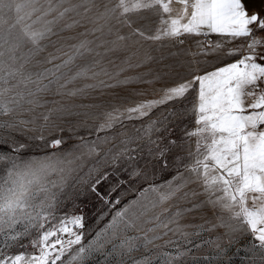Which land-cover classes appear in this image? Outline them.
<instances>
[{"label": "snow or ice", "instance_id": "snow-or-ice-1", "mask_svg": "<svg viewBox=\"0 0 264 264\" xmlns=\"http://www.w3.org/2000/svg\"><path fill=\"white\" fill-rule=\"evenodd\" d=\"M133 17L140 21L155 17L159 23L152 32L133 27ZM77 27L84 30L61 35ZM125 27L130 29L127 34L121 33ZM256 32L264 33V16L249 13L243 0H0V117H13L0 120V130L14 131L35 125L39 119L43 129L54 116L81 115L73 111V98L92 91L103 95L114 87L112 81L123 69L112 71L116 57L106 58L128 41L140 44L210 34L227 41H248L224 53V57H234L243 51L239 59L225 62L221 57L222 66L198 70L202 74L189 67L186 71L191 79L178 74V82L161 89L157 99L112 103L98 112L83 113L93 123L85 120L75 125L88 134L76 137L77 143L69 148H64L68 140L62 138L28 137L40 142L35 145L37 150H46L36 156L29 144L0 139V239L4 241L0 264H175L191 249L185 245L181 250L177 240L169 239L165 245H175V253L155 251L165 246L155 242L172 233L191 244L190 234L184 231L190 225L179 221L202 205L219 207L230 215L227 220L218 217L210 228L194 226L199 229L194 235L224 228L229 244L251 235L256 243L248 264H264V52L258 51L264 49V35ZM89 35L93 38L88 39ZM53 36L57 39L52 40ZM198 44L204 56L223 49L219 42ZM209 46L212 53L206 50ZM49 47L52 52H46ZM78 81L85 82L77 87ZM115 82L128 84L129 80ZM193 91L195 103L190 105ZM48 95L66 97L69 102L49 100ZM167 105L172 107L153 118L156 110ZM40 108L46 110L31 115ZM23 113L30 118H17ZM189 115L194 117V128L184 123ZM177 129L180 135L173 137ZM88 161L95 163L88 166ZM108 161L113 165L123 161L130 180L148 182L149 168L155 172L157 167L160 171L172 168L177 177L160 185L148 182L136 199L121 207V197L112 199L118 186L107 191L100 187L109 173L100 175L97 165ZM184 172L195 176L200 192L185 191L192 181L184 179ZM127 182L121 180L120 185ZM84 188L102 204L97 222L111 217L87 243L85 215L74 208L68 210ZM180 194L192 200L190 207L156 211ZM201 195L205 199L197 202ZM221 238L217 236L216 241ZM21 240L28 242L21 244ZM13 247L24 250H5ZM29 247L31 253L26 251ZM215 248L206 260L215 261L227 252L218 243ZM256 249L260 250L258 258ZM141 250L142 255H133ZM226 264H231V258Z\"/></svg>", "mask_w": 264, "mask_h": 264}, {"label": "rangeland", "instance_id": "rangeland-1", "mask_svg": "<svg viewBox=\"0 0 264 264\" xmlns=\"http://www.w3.org/2000/svg\"><path fill=\"white\" fill-rule=\"evenodd\" d=\"M248 8V12H257L261 16H264V0H243ZM174 8L179 7L178 4L173 5ZM142 15L151 17L150 13H143ZM136 21L133 27H143L146 30L150 29L152 32H155L156 27L158 26V19L152 17L149 20L140 21L136 17L132 18ZM84 27H92L91 24H85ZM84 28L77 27L76 29L70 32H64L62 36L75 35L78 32H82ZM130 31L129 28L125 27L121 29V33L127 34ZM257 36L264 35L262 32H256ZM99 35V33H96ZM83 37H81L82 39ZM88 39L93 37L89 35ZM112 39V37H108ZM52 40H56L57 37L53 36ZM183 40L181 44L179 41ZM76 41H68V43H75ZM198 42H202L203 45H214L216 43L223 44V49L215 54L204 56L201 54V45ZM248 41L245 38H237L235 40L227 41L226 38L221 37L217 34H210L208 41L204 42L202 36L196 35H183L179 39H163L160 41H142L140 44L133 43L128 41L124 44H121L119 49L107 57L106 59H111L113 56L116 57V65L111 66L112 71H118L123 69L118 77H116L112 83L113 88L105 90L103 95L99 91H92L88 95L80 96L73 98V104L75 107L73 111L81 113L78 116L71 117H56L52 118V123L48 126L41 129L40 124L43 123L42 119L37 120L35 125L29 124L27 127H20L16 130L3 129L0 130V139L11 141L17 140L21 143H26L32 146V154L36 156H42L45 154L43 148L37 150L35 145L40 143L39 141L29 140L28 137H34L43 135L46 139H56L62 138L68 140V144L64 145V148H69L77 143L76 137L87 135V130L83 128L76 129L75 125L79 123H84L87 120L88 124H92L93 121L89 117H85L83 113L89 112H98L102 108L107 107L112 103H128L131 101H139L143 99H157L162 95L161 89H165L171 86H174L178 82L179 77H184L186 79H191L187 74V69L190 67L193 70H196V74H202V71L198 70H213L214 67L222 66L221 57H224V53L228 49L239 48L240 46L246 44ZM102 51V49H100ZM209 53H212V48L209 46L206 49ZM53 48L49 47L46 52H52ZM258 51L264 52V49H258ZM46 54V53H45ZM244 55V52L234 57H224L225 62H231L232 60L239 59L240 56ZM148 57H151L149 59ZM181 65L184 68H181ZM127 78L129 80L128 84H117L116 79L123 80ZM141 79L148 81V83H142ZM85 81L76 82V86L79 87ZM91 83V81H86ZM198 89V85L196 86ZM143 92L144 95L137 96L134 93ZM196 91L190 93L188 98V103L191 105L195 103ZM49 100H59L61 103L67 104L68 98H61L59 96L48 95L46 97ZM25 107H28L25 105ZM47 107H55V105L49 104ZM172 105L162 106L155 111L153 118L160 115L166 111V108H171ZM45 108L37 109L36 113L31 115H37L38 113L44 112ZM12 116L0 117V120H11ZM17 118H30V114L23 113L18 114ZM190 121H192L190 123ZM185 124L189 125V128H194V117L189 115L188 120L184 121ZM73 127V131H69V127ZM35 129V131L31 130ZM180 131L177 129L176 132L172 133L173 137L179 136ZM192 146L194 148L195 138L192 140ZM186 163H191V161H185ZM95 161H88V166L94 164ZM141 165L144 161H140ZM100 170V175L105 171L109 173L108 179L105 180L101 185V190L107 191L111 186H118V190L114 193L112 199L116 197L122 198L121 207L123 204L128 203L131 200L137 198L143 188L148 187V182H155L156 184H165L168 181L173 180V177H177V172L170 168L167 171H160L159 167L156 168L155 172L151 168L148 170V182L144 178L138 180H130L126 171L124 170L123 161L117 162L116 165H113L111 161L106 163H101L97 165ZM183 171V169H181ZM84 172H87V166L84 169ZM184 179L192 181L187 184L185 191L191 192L196 190L197 192L201 191L200 185L195 181V176L184 172ZM125 180L127 183L120 185V181ZM179 180V178H178ZM183 182V181H179ZM150 198L153 194H147ZM205 197L203 195L198 196L196 201H203ZM192 203L191 199L185 200L183 195L180 194L177 198L165 203L161 207L156 209L157 212L162 211V209H170V211H176L177 207L185 208L190 207ZM102 207L101 202L97 201L95 196H93L87 188H84L80 191L79 199H72V202L68 205V210H74L76 212H83L86 217L84 231L86 233L84 242L87 243L88 240L92 239L95 235V232L100 228H103L104 225L111 219V217L105 218L102 222L98 223L96 216ZM238 211L239 209H234ZM107 211V209H105ZM230 214L228 212H223L219 207L213 208L210 205H202L195 211L188 212L184 214L179 223L181 225H190L186 227L184 231L188 232V240L191 241V244H188L187 241L181 237L179 234L173 236L172 233H169L167 236L162 237V239L157 240L155 243L158 245H165V241L169 239H175L181 245V250H184L185 245L187 248H190L191 251L188 256L184 257L182 260L176 261L175 264H226L231 258V264H248V260L251 259L253 253V245L256 241L253 240L251 235H243L238 240V242L229 244V239L227 236H224V228L212 229L210 231H203L199 236L194 235L195 232L199 231L198 228L194 227L197 225H206L210 228L212 224L218 222V217L223 216L226 220ZM239 235V234H238ZM221 236L222 238L216 241V237ZM207 241H215L222 248L227 249L225 255L218 257L215 261L206 260V257L213 255L216 251L215 243H205ZM27 240H21L20 243H27ZM4 241L0 239V246H2ZM194 245H201L199 248H195ZM151 247V246H150ZM239 249V251H237ZM6 251H11L12 253H17L21 250L18 247H13L11 249H5ZM27 252L31 253L33 249L30 247L26 249ZM155 251H168L175 253V245H165L162 249H156ZM143 254V250L138 253H134V256H140ZM255 255L257 258L260 255V250H255ZM247 256L248 259H245ZM65 261L68 259L66 256ZM131 264V262H129ZM159 264V262H157Z\"/></svg>", "mask_w": 264, "mask_h": 264}, {"label": "built area", "instance_id": "built-area-1", "mask_svg": "<svg viewBox=\"0 0 264 264\" xmlns=\"http://www.w3.org/2000/svg\"><path fill=\"white\" fill-rule=\"evenodd\" d=\"M208 38H209V35L207 37L202 36V39H203L204 42H207L208 41Z\"/></svg>", "mask_w": 264, "mask_h": 264}, {"label": "trees", "instance_id": "trees-1", "mask_svg": "<svg viewBox=\"0 0 264 264\" xmlns=\"http://www.w3.org/2000/svg\"><path fill=\"white\" fill-rule=\"evenodd\" d=\"M243 2H244V1H243ZM245 5H246V4H245ZM246 8H247V6H246ZM247 11H249L248 8H247Z\"/></svg>", "mask_w": 264, "mask_h": 264}]
</instances>
